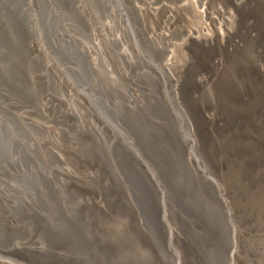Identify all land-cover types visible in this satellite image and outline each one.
Wrapping results in <instances>:
<instances>
[{
	"label": "bare ground",
	"instance_id": "bare-ground-1",
	"mask_svg": "<svg viewBox=\"0 0 264 264\" xmlns=\"http://www.w3.org/2000/svg\"><path fill=\"white\" fill-rule=\"evenodd\" d=\"M253 69L264 0H0V264H264Z\"/></svg>",
	"mask_w": 264,
	"mask_h": 264
},
{
	"label": "rangeland",
	"instance_id": "rangeland-1",
	"mask_svg": "<svg viewBox=\"0 0 264 264\" xmlns=\"http://www.w3.org/2000/svg\"><path fill=\"white\" fill-rule=\"evenodd\" d=\"M19 42H21L20 40H19ZM143 64L144 65H151L150 64V58L149 57H144V59H143ZM249 63H251V64H253V65H255L256 66V64L253 62V61H249ZM254 70V73H255V75L258 77V78H260L261 80H264V77H263V75L257 70V69H253ZM225 90L229 93V94H235L236 93V90H237V85H236V83L235 82H231V84H226V86H225Z\"/></svg>",
	"mask_w": 264,
	"mask_h": 264
}]
</instances>
